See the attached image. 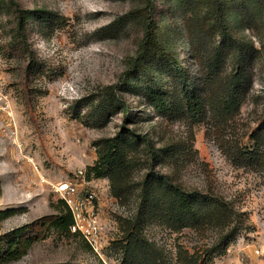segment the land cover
I'll list each match as a JSON object with an SVG mask.
<instances>
[{
  "label": "rangeland",
  "instance_id": "rangeland-1",
  "mask_svg": "<svg viewBox=\"0 0 264 264\" xmlns=\"http://www.w3.org/2000/svg\"><path fill=\"white\" fill-rule=\"evenodd\" d=\"M14 1L0 0V211H15L0 224V264H137L131 233L155 264H264V165L238 158L257 151L264 163V0ZM38 11L50 22L26 20ZM240 71V105L229 112ZM148 87L165 92L169 112ZM184 89L198 106L189 108ZM119 133L151 141L129 151L125 201L108 177L78 179L96 165L100 142ZM151 169L237 211L243 228L222 255L210 250L227 230L141 215ZM73 182L97 195L98 251L62 233L58 189Z\"/></svg>",
  "mask_w": 264,
  "mask_h": 264
},
{
  "label": "trees",
  "instance_id": "trees-1",
  "mask_svg": "<svg viewBox=\"0 0 264 264\" xmlns=\"http://www.w3.org/2000/svg\"><path fill=\"white\" fill-rule=\"evenodd\" d=\"M12 1L13 4L18 5L16 1ZM152 8L154 7L151 5L149 11L153 10ZM42 15L43 11L26 12L25 18L27 21L35 18L46 24L49 23L52 17L49 15L44 19ZM223 31H226L225 36L228 37L229 30L226 25H224ZM147 37H149V33ZM235 43L237 42L235 41ZM217 57L219 56L217 55ZM179 72L183 74L182 71ZM245 78L242 71L235 77L233 86L228 92V99L225 103L227 111L232 112L238 109L240 105V99L238 97L240 93L239 90L243 89L242 83L245 82ZM182 79L184 82L183 86H187L184 76H182ZM184 95L189 108L198 106V97L195 96L192 91L184 89ZM145 96L159 111L163 110L165 113L169 112V107H167L166 103L167 95L165 92L148 87ZM124 109L126 113L129 112L125 105ZM126 115L125 123L130 120V114L128 113ZM143 144H146V148L149 149L151 141L148 138H137L124 133H119L114 138L101 141L98 150L99 159L95 166L88 168L86 177L88 179H90L91 175H94L96 178L108 177L112 183L114 196L121 201L127 200L128 189L126 188V184L132 170V163L129 161V151H139ZM167 151V149L161 150L160 153H167ZM159 157L160 155L158 158ZM238 158L242 161L251 162L253 165H264L257 151L254 153L253 151L249 152L247 155L240 153ZM1 195L2 188L0 186V197ZM140 197L141 215L145 214L148 218L162 219L171 223L172 226L179 228L204 229L215 226L223 231L227 230L219 244L210 250L211 255L215 253L217 256L222 255L225 243L233 241L239 230L243 228L241 226L239 214L224 199L213 195H205L197 190H185L181 186L174 184L167 175L157 172L155 169H151V173L147 175L146 179L141 184ZM55 208L60 210L63 214V216L59 218V223L63 228L62 233L79 237V234L72 233L70 230L73 225V217L66 203L62 200ZM14 213L15 211L13 210L0 211V224L5 219L13 216ZM134 236L135 235L131 233L127 247L131 261L134 263L137 262V264H155L153 263V261L155 262V251L151 247L144 245L139 236ZM138 253H140L139 257ZM199 258L195 257L193 260L191 257L185 256L183 259L188 260L186 264H205V262L208 261L203 260L200 262ZM100 264L103 263L100 262Z\"/></svg>",
  "mask_w": 264,
  "mask_h": 264
},
{
  "label": "built area",
  "instance_id": "built-area-1",
  "mask_svg": "<svg viewBox=\"0 0 264 264\" xmlns=\"http://www.w3.org/2000/svg\"><path fill=\"white\" fill-rule=\"evenodd\" d=\"M79 181H86L83 171L78 173ZM87 188L88 185H82ZM63 201L72 213V233L79 234L86 243L98 251L102 241L103 229L96 209L97 195L94 191H81V184L75 182L63 185L58 189Z\"/></svg>",
  "mask_w": 264,
  "mask_h": 264
}]
</instances>
